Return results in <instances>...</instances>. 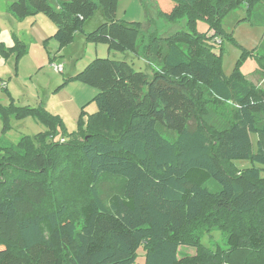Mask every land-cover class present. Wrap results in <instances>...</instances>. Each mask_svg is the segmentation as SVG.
<instances>
[{"label":"trees","instance_id":"obj_1","mask_svg":"<svg viewBox=\"0 0 264 264\" xmlns=\"http://www.w3.org/2000/svg\"><path fill=\"white\" fill-rule=\"evenodd\" d=\"M170 1L164 10L154 0L157 18L184 25L166 36L119 20L118 0L8 5L15 18L52 21L58 49L80 33L141 55L152 75L106 57L66 78L56 89L77 81L97 90L96 111L86 121L82 112L73 132L42 103H0L4 130L26 116L46 128L0 140V264H133L139 247L144 264H264V95L237 69L222 75L216 50L229 12L244 3L247 19L264 23L263 3ZM98 9L103 21L84 31ZM200 20L206 32L197 31ZM25 52L17 39L7 50L0 43L1 56L15 54L16 63ZM252 56L264 75V34ZM213 228L225 249L202 244ZM181 246L195 253L179 255Z\"/></svg>","mask_w":264,"mask_h":264},{"label":"rangeland","instance_id":"obj_2","mask_svg":"<svg viewBox=\"0 0 264 264\" xmlns=\"http://www.w3.org/2000/svg\"><path fill=\"white\" fill-rule=\"evenodd\" d=\"M12 1L14 0H0V43L7 50L14 46L17 39L24 44L26 52L18 59L17 63L15 62V54L8 57L0 54V103L37 106L39 102L35 104L36 99H39L43 106L47 102L49 105L55 103L58 106V103L65 99L63 94H66L77 103L83 102L79 108L77 121L82 112L85 115L84 121H86V116L96 111L93 97L97 90L77 81V83H70L66 89H63V93H60L61 88L56 90L57 83L61 82L65 75L62 72L56 73L50 66L49 59L52 55L56 57L54 62L61 64L66 71L79 69L77 71L79 72L93 59L108 57L125 60L132 65L134 70L142 71L151 77L152 67L141 55L132 52L109 51L105 44L87 42L80 33L75 35L70 44L58 49L57 42L54 39H49L56 27L45 15L38 14L24 19L14 17V22L9 20L11 17L7 5ZM158 1L164 10H167V2L172 6L170 0ZM154 3V0H118L117 18L127 22H142L148 31H156L158 36L169 35L183 27L184 20L167 23L157 18ZM259 3H263L264 7V2L260 0ZM247 16V9L243 3L224 17L222 26L228 36L223 37L222 44L217 45L216 50L221 48L222 75L229 76L234 69H237L247 81L262 91L264 95V75L260 71L256 57L252 56L253 51L258 49L261 44L264 23L253 21V15L248 20ZM244 18L245 20H243ZM102 21L103 17L98 9L94 16L85 23L84 31H92ZM197 31H207V25L203 20L198 21ZM43 36L45 39L39 41L38 38ZM50 109L52 112L55 111L53 108ZM259 120L264 123V116L260 115ZM8 125L9 127L4 130L0 119V140L11 143H16L22 136L32 137L46 130L45 125L32 116L21 119L11 118ZM68 125L72 127L70 130L74 129L75 124L73 126L68 121ZM251 137L252 141L255 142L256 136L253 134ZM235 163L239 167L251 165L248 160H238ZM224 237V233L220 229L213 228L202 234L201 242L212 250L216 247L225 249ZM179 253V255L193 254L195 247L181 246ZM133 264H144V251L141 247L137 250V258Z\"/></svg>","mask_w":264,"mask_h":264},{"label":"crops","instance_id":"obj_3","mask_svg":"<svg viewBox=\"0 0 264 264\" xmlns=\"http://www.w3.org/2000/svg\"><path fill=\"white\" fill-rule=\"evenodd\" d=\"M9 5V4H8ZM8 5H7V7H8ZM7 13H9V12H7ZM9 15H10V17L11 18H9V20L11 21V22H14V16L11 14V13H9ZM54 31H55V29H54ZM53 31V32H54ZM45 38H44V36L43 37H40V38H38V40L39 41H43ZM54 61H55V59H54ZM53 61V62H54ZM79 69H72V70H69V71H66L65 70V67H63V71H66L65 73L62 71V74L63 75H65L63 78H62V80H61V82H59V83H57L58 85L57 86H59L61 83H63L64 82V80L66 79V78H68V77H71V76H74L76 73H77V71H78ZM74 82H76V81H70V82H66L62 87H61V90H60V93H63V89H66V87L70 84V83H74ZM77 83V82H76ZM80 83V82H79ZM6 87H7V84H6ZM79 89H82V88H79ZM56 90H58V89H56ZM56 90H55V92H56ZM63 97L65 98V99H62L59 103H58V106L55 104V103H50V105H49V103L47 102V103H44V106H45V108L51 113V114H53V115H58L59 117H61V119L63 120V122H64V124H65V126H66V128H67V130L69 131V132H73L74 130H76V125H77V118H78V115H79V111H80V106L82 105V103L83 102H79V103H77L75 100H73L72 98H70V96L69 95H66V94H63ZM38 98V97H37ZM74 98V97H73ZM39 102V104L40 103H42L39 99H36V103L35 104H37ZM43 104V103H42ZM50 108H53V109H55V111L54 112H52L51 111V109ZM68 121L73 125V124H75V126H74V129L73 130H70V128H72V127H70L69 125H68Z\"/></svg>","mask_w":264,"mask_h":264},{"label":"built area","instance_id":"obj_4","mask_svg":"<svg viewBox=\"0 0 264 264\" xmlns=\"http://www.w3.org/2000/svg\"><path fill=\"white\" fill-rule=\"evenodd\" d=\"M50 66L56 73H61L63 71V66L59 63L52 62Z\"/></svg>","mask_w":264,"mask_h":264}]
</instances>
